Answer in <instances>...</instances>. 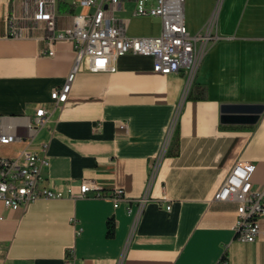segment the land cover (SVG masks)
<instances>
[{"label": "crops", "instance_id": "0c3cea01", "mask_svg": "<svg viewBox=\"0 0 264 264\" xmlns=\"http://www.w3.org/2000/svg\"><path fill=\"white\" fill-rule=\"evenodd\" d=\"M40 1L0 0V129L14 136L0 143V155L48 143L43 173L64 196L19 210L0 200V264H66L70 251L76 264H264V238L237 239V203L215 198L237 161L256 165L253 185L264 189V0H186L189 32L203 30L217 10L220 35L191 81L185 70L162 74L153 56L129 53L114 71L83 66L63 103L51 94L65 84L76 53L68 40L55 43L53 55L42 53L50 46L46 21L35 18ZM63 1L73 11L60 12L55 0L61 29L94 11ZM135 8L136 0H122L115 10L126 34L160 35L162 20ZM148 20L152 27L142 25ZM11 22L23 35H8ZM257 105L255 124L222 121L224 107ZM41 106L49 120L31 128ZM84 180L99 190L79 197ZM116 189L126 196L118 204L107 197ZM147 191L151 199L132 230L134 200Z\"/></svg>", "mask_w": 264, "mask_h": 264}, {"label": "built area", "instance_id": "2783aa9c", "mask_svg": "<svg viewBox=\"0 0 264 264\" xmlns=\"http://www.w3.org/2000/svg\"><path fill=\"white\" fill-rule=\"evenodd\" d=\"M186 0H136L135 14L139 16L159 17L162 20V32L158 36L130 37L125 25L117 20L115 10L122 0H76L83 7H94L93 12L76 14L73 23L67 28H59L55 12V0L40 1L35 18L47 24V43L49 51L43 54L53 55V46L61 40L70 41L76 53V59L65 84L55 89L51 97L55 103L66 102L72 84L80 69L87 65L92 71L116 69L119 57L133 53L153 56L154 70L162 74L188 72V80L195 76L203 58L220 38L218 32V14L208 20L204 29L198 33L189 32L185 20ZM47 7H49L47 9ZM24 27L11 22L8 35L21 36ZM49 120V109L41 106L36 110L31 128H40ZM174 120L165 140L163 150L167 149L170 136L174 130ZM126 123L121 125L124 129ZM14 136L5 134L0 129V143L9 144ZM48 143H43L37 150H24L18 156L0 155V200L12 210L25 209L31 202L40 198H61L60 190L47 184L44 168L50 165ZM256 169L253 163L237 161L228 171L224 182L215 198L220 201L237 203V219L234 230L237 239L242 242H254L264 238V189H255L252 175ZM99 187L90 180L81 183L79 197L86 196ZM116 204L126 200L124 190L116 189L107 195ZM150 194L145 192L134 200L137 204L134 212L132 230L141 217ZM170 208V206H168ZM132 213V207H129ZM223 262L227 263L225 260ZM66 264H76L72 251L67 255Z\"/></svg>", "mask_w": 264, "mask_h": 264}, {"label": "water", "instance_id": "95a60500", "mask_svg": "<svg viewBox=\"0 0 264 264\" xmlns=\"http://www.w3.org/2000/svg\"><path fill=\"white\" fill-rule=\"evenodd\" d=\"M263 107L261 105L253 106V109H233L224 107L222 121L227 124H255L261 117Z\"/></svg>", "mask_w": 264, "mask_h": 264}, {"label": "trees", "instance_id": "16d2710c", "mask_svg": "<svg viewBox=\"0 0 264 264\" xmlns=\"http://www.w3.org/2000/svg\"><path fill=\"white\" fill-rule=\"evenodd\" d=\"M58 10L60 12H72L73 8L72 7L68 8V5L63 0H59V2H58ZM191 97L193 98L194 96H191ZM200 98H203V97H200ZM179 138H180V131H179V128H176L173 140L177 143V145L179 144ZM107 229H108L107 230V235L109 237H114L115 231H116V221H115L114 218H110L107 221Z\"/></svg>", "mask_w": 264, "mask_h": 264}, {"label": "rangeland", "instance_id": "374dc122", "mask_svg": "<svg viewBox=\"0 0 264 264\" xmlns=\"http://www.w3.org/2000/svg\"><path fill=\"white\" fill-rule=\"evenodd\" d=\"M141 25V24H140ZM142 25L144 26V27H152V21H150V20H148V21H144V22H142Z\"/></svg>", "mask_w": 264, "mask_h": 264}]
</instances>
